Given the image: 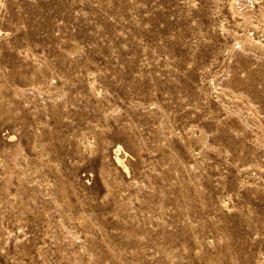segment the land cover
Listing matches in <instances>:
<instances>
[{"label": "rangeland", "instance_id": "rangeland-1", "mask_svg": "<svg viewBox=\"0 0 264 264\" xmlns=\"http://www.w3.org/2000/svg\"><path fill=\"white\" fill-rule=\"evenodd\" d=\"M0 264H264V0H0Z\"/></svg>", "mask_w": 264, "mask_h": 264}, {"label": "bare ground", "instance_id": "bare-ground-1", "mask_svg": "<svg viewBox=\"0 0 264 264\" xmlns=\"http://www.w3.org/2000/svg\"><path fill=\"white\" fill-rule=\"evenodd\" d=\"M120 149H121V148L119 147V148L117 149V150H118L117 152H119ZM116 160H117V162H118V164H119L120 166H125V164H124L122 158L119 156V154H116Z\"/></svg>", "mask_w": 264, "mask_h": 264}]
</instances>
